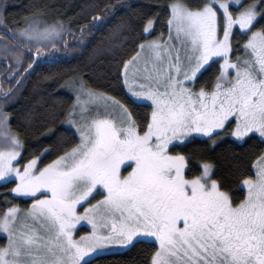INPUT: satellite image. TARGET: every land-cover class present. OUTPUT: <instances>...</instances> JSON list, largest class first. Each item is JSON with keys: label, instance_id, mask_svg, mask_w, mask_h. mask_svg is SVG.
<instances>
[{"label": "snow or ice", "instance_id": "snow-or-ice-1", "mask_svg": "<svg viewBox=\"0 0 264 264\" xmlns=\"http://www.w3.org/2000/svg\"><path fill=\"white\" fill-rule=\"evenodd\" d=\"M10 7L0 0V26ZM54 7L40 0L0 32L10 86L0 93V183L13 184L0 264H92L138 243L151 245L145 264H264V147L231 177L187 150L264 146V0H159L118 26L122 95L98 90L84 69L65 73L55 83L67 101L25 110L12 131L8 106L25 74L49 49L72 47V24ZM29 128L71 136L26 155Z\"/></svg>", "mask_w": 264, "mask_h": 264}, {"label": "trees", "instance_id": "trees-1", "mask_svg": "<svg viewBox=\"0 0 264 264\" xmlns=\"http://www.w3.org/2000/svg\"><path fill=\"white\" fill-rule=\"evenodd\" d=\"M40 0H7L11 5L8 10V23L0 26V32L4 27L11 28L17 19H23L25 13L33 8ZM48 4L55 5L51 10V15L63 17L65 25L72 24V35L67 36V41L72 44L71 48H58L53 51L49 49L35 67V71L27 75L24 84L20 86V92L9 102L8 111L12 114V131L19 127L20 114L29 108L35 107L39 103L47 101L48 104L67 101V96L61 91L56 79L65 73L75 72L79 76L82 69L88 71L91 83L98 90L112 94L122 95L121 81L115 78L114 60L116 52H123L127 49L126 37L118 31V26L129 19L136 20L141 12L150 10V6L155 5L159 0H44ZM105 5H115L105 10ZM103 12L93 22V17ZM84 27L88 31L81 34L80 28ZM90 70V71H89ZM61 80L60 83L66 82ZM52 85V87H49ZM11 87H16L12 84ZM6 89V88H5ZM3 90H1V93ZM60 95L57 96L56 93ZM3 101L0 100V107ZM141 111H143L141 109ZM57 127H61L60 123ZM64 128L67 125H63ZM70 132L62 131L53 140H46L43 135H39L34 129L27 130L26 155L36 151L41 145L57 143L60 139H69ZM3 136H0V142ZM258 147H264L255 142L243 147H236L226 144L222 148H217L214 152L204 148L202 144L196 143L189 146L188 151L204 150L207 156L217 166L218 171L225 177H231L234 168L239 165L247 167L252 152ZM54 158V157H50ZM11 183L0 184V208L5 206V198L11 199ZM234 190H238L234 185ZM21 208H26L29 201L20 199L16 201ZM83 230V229H81ZM86 231V230H84ZM2 242V241H0ZM152 248L151 245L138 243L130 246L129 249L120 253H108L96 255L92 259V264H145L148 260Z\"/></svg>", "mask_w": 264, "mask_h": 264}, {"label": "rangeland", "instance_id": "rangeland-1", "mask_svg": "<svg viewBox=\"0 0 264 264\" xmlns=\"http://www.w3.org/2000/svg\"><path fill=\"white\" fill-rule=\"evenodd\" d=\"M5 68V65L4 64H0V69L1 70H3ZM2 82H5V81H7L6 80V78H5V76H3L2 77V80H1ZM5 85V83H3V86ZM10 87V86H9ZM9 87H7V88H9ZM6 88V89H7ZM3 90H5V88L3 89ZM1 184V183H0ZM30 206V201H29V203H28V206L27 207H29ZM81 229H83V230H81V233L84 231V230H89L90 229V226H87L86 224L85 225H83L82 227H81ZM130 247H124V246H110L109 248H106L103 252H101V253H98V254H96V255H102V254H108V253H120V252H123V251H126L127 249H129Z\"/></svg>", "mask_w": 264, "mask_h": 264}, {"label": "flooded vegetation", "instance_id": "flooded-vegetation-1", "mask_svg": "<svg viewBox=\"0 0 264 264\" xmlns=\"http://www.w3.org/2000/svg\"><path fill=\"white\" fill-rule=\"evenodd\" d=\"M4 71H5V68L3 70L0 69V85L3 86V83H5V85L2 88H0V93H1V90H3L4 88L9 87V84L7 83V81H5V82H2L1 81L2 80V77L4 76ZM13 84H15V82H13Z\"/></svg>", "mask_w": 264, "mask_h": 264}]
</instances>
